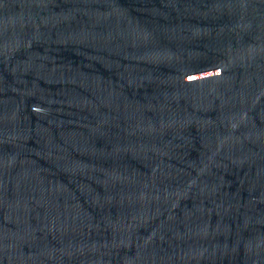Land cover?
Masks as SVG:
<instances>
[{
  "label": "water",
  "instance_id": "95a60500",
  "mask_svg": "<svg viewBox=\"0 0 264 264\" xmlns=\"http://www.w3.org/2000/svg\"><path fill=\"white\" fill-rule=\"evenodd\" d=\"M0 264H264V0H0Z\"/></svg>",
  "mask_w": 264,
  "mask_h": 264
}]
</instances>
